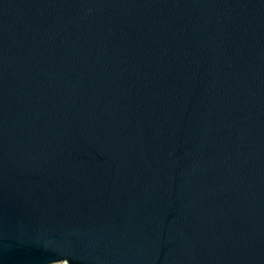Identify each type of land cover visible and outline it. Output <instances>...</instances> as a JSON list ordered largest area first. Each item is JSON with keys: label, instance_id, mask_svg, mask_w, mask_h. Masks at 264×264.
Wrapping results in <instances>:
<instances>
[{"label": "water", "instance_id": "95a60500", "mask_svg": "<svg viewBox=\"0 0 264 264\" xmlns=\"http://www.w3.org/2000/svg\"><path fill=\"white\" fill-rule=\"evenodd\" d=\"M264 264V0H0V264Z\"/></svg>", "mask_w": 264, "mask_h": 264}, {"label": "rangeland", "instance_id": "374dc122", "mask_svg": "<svg viewBox=\"0 0 264 264\" xmlns=\"http://www.w3.org/2000/svg\"><path fill=\"white\" fill-rule=\"evenodd\" d=\"M56 264H66V263H56Z\"/></svg>", "mask_w": 264, "mask_h": 264}]
</instances>
